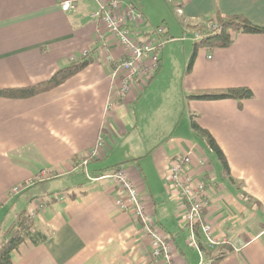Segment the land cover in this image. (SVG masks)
<instances>
[{"label":"crops","instance_id":"1","mask_svg":"<svg viewBox=\"0 0 264 264\" xmlns=\"http://www.w3.org/2000/svg\"><path fill=\"white\" fill-rule=\"evenodd\" d=\"M63 1L0 0V88L47 79L73 55L95 45L98 25L90 14L96 3L74 0L70 11H63ZM123 1L145 14L143 0ZM177 2L185 22L219 12L243 15L264 27V0ZM166 57L161 54V66L152 78L111 108L112 60L103 51L91 53L84 58L91 59L85 68L47 91L22 98L0 96V209L7 207L4 216L0 214V240L5 219L10 226L29 209H35V229L49 235L37 245L23 242L13 253L14 264H165L151 259V244L141 234L139 221L116 205V183L91 180L85 173L87 168L99 175L116 166L133 177L149 213L175 249V261L212 264L207 251L191 244L190 229L182 220L183 204L167 181L174 155L204 154L197 143L177 134L181 130L176 118L182 115L191 125L192 114L215 138L230 167L228 176L221 165L218 177L212 161L203 155L210 162L202 178L209 184L207 217L218 235L230 239L212 249L220 255L214 264H264V33L236 34L228 46L200 49L182 80L165 78ZM239 86L250 87L254 95L242 100L187 98ZM163 90L174 95H168L165 119L153 128L151 139L134 143L132 131L141 128L144 117L153 120ZM146 99L150 102L144 107ZM101 133L103 157L83 167L81 157ZM143 156L156 159L153 171L129 165L140 164ZM43 172L50 176L38 181ZM21 183H30L29 197L24 201L19 194L9 197L10 188ZM39 202L44 205L36 209ZM197 242L208 247L201 234Z\"/></svg>","mask_w":264,"mask_h":264},{"label":"built area","instance_id":"2","mask_svg":"<svg viewBox=\"0 0 264 264\" xmlns=\"http://www.w3.org/2000/svg\"><path fill=\"white\" fill-rule=\"evenodd\" d=\"M95 9L91 12V21L98 25L95 45L81 51L79 56L73 55L71 61L89 57L91 53L108 52L112 60L110 77L112 80V95L108 99V107L123 99H128L132 90L139 88L157 71L160 64L161 49L165 30L154 28L151 32L143 30L146 24L145 14L132 4L123 0H93ZM74 0H64L61 3L63 11H70L75 5ZM214 24L212 27H215ZM156 34L159 36L156 37ZM195 39L201 37L195 33ZM212 55L209 54L208 58ZM142 89V87H141ZM105 137L101 133L95 143L80 159V164L87 167L91 159L103 157ZM210 166V162L203 156H196L193 152L178 153L174 155L168 166L169 187L173 196L181 201L184 207L182 220L190 229V242L201 251L197 242L198 234L202 235L211 248L220 243H230L226 235H218L207 217L209 206V184L203 173ZM85 173L91 180L108 179L116 183L119 194L115 198L118 208L135 217L140 223L141 234L145 235L151 244V259L163 260L165 264H178L175 261V249L169 238L155 223L148 211L146 201L140 193L133 177L127 169L117 167L107 170L99 175L92 174L85 168ZM50 175L41 173L39 180ZM30 183H21L12 186L9 197L20 194ZM1 205V202H0ZM39 202L36 209L42 208ZM34 219L35 209L27 210ZM198 229V232L196 230ZM211 264V263H210Z\"/></svg>","mask_w":264,"mask_h":264},{"label":"trees","instance_id":"3","mask_svg":"<svg viewBox=\"0 0 264 264\" xmlns=\"http://www.w3.org/2000/svg\"><path fill=\"white\" fill-rule=\"evenodd\" d=\"M182 20V24L185 27H191L190 30L194 34H201V37L199 39H196L194 42L193 53L190 58L188 70L192 68L195 56L201 48L212 49L218 46H228L233 42L236 34L264 33V27L252 23L248 18L243 15H224L222 13L217 12L212 17H207L200 21L185 22L184 19ZM214 24L216 26L212 27ZM90 62L91 59L79 58L77 60L70 61L68 64L59 68L53 75H51L47 79L26 86L0 88V96L22 98L32 96L43 91H47L65 82L68 78L85 68ZM253 95L254 92L250 87L239 86L227 89L192 93L187 95V97L190 99L233 98L237 100H242L246 98H251ZM191 126L193 130L201 136V138L206 140L208 146L216 153L217 157L222 163L223 171L228 176H230L229 163L221 147L219 146L215 138L211 135V133L199 125V123L197 122L196 115L194 114L191 115ZM114 168L115 167H111V169ZM28 188H30V186H28L26 189ZM196 230L198 232L197 228ZM48 238V234H45L43 231L35 229L33 219L29 216L28 212L26 210L21 211L16 221L12 223L7 229L1 232L0 264H14L13 253L14 251L18 250L19 246L23 242L29 240L33 244L37 245L45 242ZM200 246L203 251H207L210 260H212V264H214L219 259L220 255L216 254L215 251L212 250L218 247V245L214 248H211L207 245L210 249H208V247L204 246L202 243L200 244Z\"/></svg>","mask_w":264,"mask_h":264},{"label":"rangeland","instance_id":"4","mask_svg":"<svg viewBox=\"0 0 264 264\" xmlns=\"http://www.w3.org/2000/svg\"><path fill=\"white\" fill-rule=\"evenodd\" d=\"M143 1L146 7V10H144V12L148 16V20H149V23L147 25L146 24L144 25V29H146L147 32H151L154 28H160V27L165 30L164 35H161V38L164 40L163 41L164 44L161 49V54L162 55H164L165 53L168 54V57H166L165 78L170 79L173 76L174 78H178L182 80V76L186 74L188 70L190 58L193 53L194 42L196 39L194 33L190 30V28L188 26L185 27L182 24V20L180 18L179 9L177 5L178 0H143ZM158 36L159 35L156 34V37ZM201 49H207V48H201ZM163 91H165V94L158 99L160 103V110L153 117V120L148 121L147 117H144L142 120L141 128L139 127L136 130L132 131L130 135V139H132L134 143L140 139H145V140L151 139L153 128L155 129V126L160 123V119H165L169 109L168 107H166V103L168 101V95L171 97H174V95L169 94L167 90H163ZM158 94L159 92L155 93V95ZM155 95L153 94L151 100ZM149 102L150 100L146 99L145 102L142 103V105L145 104L144 105L145 107ZM179 110H181L182 112V107H180ZM187 111L188 110L186 108L185 112ZM134 118L136 117L134 116ZM175 123L177 125L179 124L178 131L181 130L179 133H177L179 138L189 140L192 145L197 143L198 148L202 150L201 153H204L201 154L200 156L204 155L205 157H208L212 161V163L216 167L217 176L220 177L222 164L219 158L203 143L202 138L194 133L190 125V120L188 118H183L182 115L181 116L179 115L178 118H176ZM177 125H175V127ZM152 140L153 143L158 142V140L156 139H152ZM141 154H145V153H141ZM155 160L156 159H154L152 156H143L139 158L140 164L138 163V161L132 164L129 163L127 164L135 165L138 168L145 166L147 169H151L153 171L155 169ZM52 179L50 180L52 181ZM37 184L41 185L42 183H37ZM51 185H55V184H51ZM30 190L31 188L25 189L24 191L21 192V194H19V197L22 196L21 199L24 201L26 198L29 197ZM6 209L5 207H2L0 209V214L4 216ZM0 222L2 223V221ZM8 224H9V218L7 217L2 225L3 227H5V229H7L9 227Z\"/></svg>","mask_w":264,"mask_h":264},{"label":"bare ground","instance_id":"5","mask_svg":"<svg viewBox=\"0 0 264 264\" xmlns=\"http://www.w3.org/2000/svg\"><path fill=\"white\" fill-rule=\"evenodd\" d=\"M159 67H160V64H159ZM159 67H158V68H159ZM185 153H186V152H185Z\"/></svg>","mask_w":264,"mask_h":264}]
</instances>
